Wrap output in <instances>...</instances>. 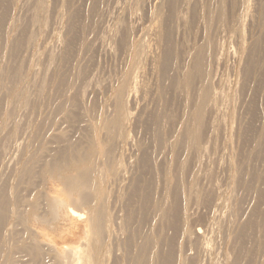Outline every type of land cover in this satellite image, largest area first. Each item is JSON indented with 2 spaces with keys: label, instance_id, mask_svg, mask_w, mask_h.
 I'll list each match as a JSON object with an SVG mask.
<instances>
[{
  "label": "rangeland",
  "instance_id": "374dc122",
  "mask_svg": "<svg viewBox=\"0 0 264 264\" xmlns=\"http://www.w3.org/2000/svg\"><path fill=\"white\" fill-rule=\"evenodd\" d=\"M1 1L0 264H264V0Z\"/></svg>",
  "mask_w": 264,
  "mask_h": 264
},
{
  "label": "bare ground",
  "instance_id": "6f19581e",
  "mask_svg": "<svg viewBox=\"0 0 264 264\" xmlns=\"http://www.w3.org/2000/svg\"><path fill=\"white\" fill-rule=\"evenodd\" d=\"M1 1V0H0ZM9 1V0H8ZM2 3L4 2V3H6V1H4V0H2L1 1ZM10 2V1H9ZM15 2V1H14ZM155 2H157V1H155ZM1 4V3H0ZM4 5V4H3ZM7 5V4H6ZM6 5H4L5 7H6ZM1 6V5H0ZM157 6V5H156ZM244 7H246V5H244ZM248 7V6H247ZM2 8H3V6H2ZM4 9H6V8H4ZM244 9V8H243ZM245 9H247V8H245ZM2 10V9H1ZM14 11V10H13ZM244 12H245V10H243ZM1 12H3V10L1 11ZM1 12H0V15H2L1 14ZM6 12V11H5ZM150 13V12H149ZM4 14H6V13H4ZM3 14V15H4ZM145 15V14H144ZM146 16V15H145ZM152 16V15H151ZM3 17H5V16H3ZM2 17V18H3ZM4 19V18H3ZM5 19H9V18H5ZM4 19V20H5ZM149 19V18H148ZM9 20H11V19H9ZM155 20V19H154ZM7 20H5V22H6ZM9 22V21H8ZM144 22V21H143ZM146 22H147V20H146ZM0 23L2 24V22L0 21ZM4 23V22H3ZM14 24V23H13ZM147 23H145V25H146ZM6 25V24H5ZM5 25H3V26H5ZM151 26H153L152 24H151ZM7 27H9L10 28V26H6V28ZM14 27H15V25H14ZM6 28H5V30H6ZM155 28V27H154ZM149 29V28H148ZM0 30H2V29H0ZM150 30V29H149ZM159 30V29H158ZM151 31H152V29H151ZM143 32V31H142ZM150 32V31H149ZM156 32H158V31H156ZM154 33V32H153ZM2 34V33H1ZM0 34V35H1ZM7 35V34H6ZM155 36H156V34H154ZM5 36V35H4ZM8 36V35H7ZM153 37V36H152ZM1 38V37H0ZM5 38V37H4ZM8 37H6V39H7ZM7 40H5V42H6ZM206 43V42H205ZM205 43H204V45H205ZM203 45V46H204ZM147 48V47H146ZM140 49V48H139ZM247 49V48H246ZM245 49V50H246ZM144 50V49H143ZM210 49H208L207 51H209ZM238 50L239 51H237L236 53H238V52H240L241 54H243L240 50H241V47L239 48L238 47ZM132 51H134V50H132ZM131 51V52H132ZM150 51V50H149ZM203 51H204V47H197V49L195 50V52L192 54V61H193V66H192V68L190 69V71H188V73L185 75V81H188V79H190V78H192V77H195V76H197V77H199L200 79H203V80H208V78H209V75L211 74L210 73V69L211 68H209V67H211V66H209L210 64L209 63H207V61L208 60H206V58H205V56L204 55H206V57L208 56L207 55V53L206 54H204L203 53ZM214 51V50H213ZM247 51V50H246ZM142 52V51H141ZM148 52V50H146V51H143V55L144 56H147V53ZM205 52V51H204ZM220 52V51H219ZM210 53V52H209ZM212 53V52H211ZM210 53V54H211ZM239 53V54H240ZM246 53V52H245ZM134 56H135V54L134 53H132ZM141 54V55H142ZM209 54V55H210ZM248 54H249V52H248ZM140 55V54H139ZM211 55H213L214 56V54H211ZM220 56V55H219ZM237 56H239L240 57V55H237ZM249 56V55H248ZM137 57V56H136ZM216 57V59L218 58V56L216 55L215 56ZM221 57V56H220ZM238 57V58H239ZM241 57H244V56H241ZM247 57V56H246ZM133 58V57H132ZM210 58V57H209ZM208 57H207V59H209ZM211 58H213L214 59V57H211ZM238 58H236L235 57V59H238ZM224 59V58H223ZM249 59H250V57H249ZM143 60V59H142ZM211 60V59H210ZM217 60H220V59H217ZM214 61V60H213ZM239 61V60H238ZM237 61V62H238ZM243 61V60H242ZM138 62H140V59L138 58ZM142 62V61H141ZM209 62V61H208ZM216 62H218V61H216ZM247 62H248V64H247V68H245L246 69V71L248 70V67H249V60H247ZM213 63H215V62H213ZM223 63H224V61H223ZM138 64V63H137ZM140 64H142V63H140ZM217 64V63H216ZM139 65V64H138ZM214 65V64H213ZM223 65V64H222ZM242 65V64H241ZM141 66V65H140ZM215 66H217V68H218V65H215ZM225 66V65H224ZM246 66V65H245ZM244 66V67H245ZM221 67V66H220ZM226 67V66H225ZM139 68V67H138ZM142 68V67H141ZM140 68V69H141ZM214 68V67H213ZM243 69V68H242ZM212 70V69H211ZM213 70H215V68L213 69ZM219 71V70H218ZM217 71V72H218ZM244 73H245V71H244ZM213 75V74H212ZM214 76V75H213ZM218 76V75H217ZM132 77V76H131ZM133 90L132 89H130V90H128V92L126 91L125 92V86H124V83H121L120 84V86H119V89L117 90V92H116V100H117V102L119 103V106H120V108H123L124 109V101H123V97H125L124 95L126 94V93H128V96H131L132 94H133ZM127 96V95H126ZM127 98V97H126ZM129 99V98H128ZM127 99V100H128ZM133 99V98H132ZM51 162L50 161H48L47 162V164H46V166L47 167H44L43 168V170H48V169H50L51 168ZM76 168H78V167H76ZM55 177L56 178H58V179H60V180H62V182L64 183V186H65V190H66V192H68V193H71V194H75V195H77V196H80L81 197V199H79L80 201H84L86 198H87V190H89L93 185H94V180H93V178L91 177V174L89 173V172H87V171H81V172H78L77 174H75V175H62L61 174V172H55ZM2 190H4V189H2ZM1 191V190H0ZM4 194V193H3ZM5 195V194H4ZM3 195V196H4ZM7 197H8V195H6ZM1 197V196H0ZM1 199H2V197H1ZM5 199V198H4ZM8 200V199H7ZM6 199H5V201H7ZM20 200V199H19ZM4 200H1V202H0V231L2 230V228L5 226H7V228H8V224L9 225H15V222H13L14 221V216H13V213L11 212V219H13V221L11 220V219H9V216H8V222H7V215H6V213L8 212L7 210V206H8V204H9V202L7 203V202H5ZM34 206L36 207V203H34ZM9 213V212H8ZM71 213H72V215H75V216H77V215H80L78 212H76L75 210H71ZM101 211H97V217L95 216V219H96V222H97V224L99 225V228L100 229H102V226L105 228V225H104V222H103V220H102V218H101ZM30 215H31V217L29 218V220H31V223L32 224H35V225H39V224H43V223H47L43 218H41L38 214H37V212H36V210H35V208H33L32 210H31V212H30ZM20 220H21V218H20ZM106 224V223H105ZM112 225H110V227H111ZM110 227H108V228H110ZM6 230V229H5ZM8 231V230H7ZM200 231L201 230H199V229H197L196 230V232L197 233H200ZM10 232V231H9ZM11 234V233H10ZM3 237H4V235H2ZM2 236H1V238H2ZM0 238V240H2ZM5 238V237H4ZM15 244H13L14 246V249H12V251H10L11 249H9L8 248V252H9V256H8V258H6V260H5V262L3 263V264H27V263H32V264H45V263H43L42 262V258L44 257V253H45V249H44V247L41 245V243H39L38 241H37V239H31L30 241H23V240H21V239H17V240H15V242H14ZM55 243V242H54ZM1 246H2V244H1ZM4 247V246H3ZM10 248H12V247H10ZM52 248V247H51ZM54 248V247H53ZM5 249V248H4ZM2 251H7V250H3V248H2ZM53 251V250H52ZM53 253H54V251H53ZM52 253V254H53ZM2 253H0V255H1ZM4 254V253H3ZM50 255V257H49V255H48V259H50V263L51 264H58L59 263V259H56V257L55 256H53V255ZM143 254V253H142ZM55 255H57V253L55 252ZM2 256H5V255H2ZM7 256V255H6ZM58 257V256H57ZM59 258V257H58ZM4 260V259H3Z\"/></svg>",
  "mask_w": 264,
  "mask_h": 264
}]
</instances>
